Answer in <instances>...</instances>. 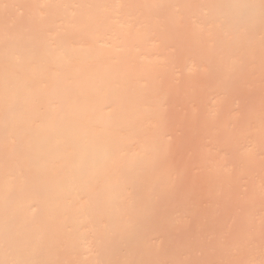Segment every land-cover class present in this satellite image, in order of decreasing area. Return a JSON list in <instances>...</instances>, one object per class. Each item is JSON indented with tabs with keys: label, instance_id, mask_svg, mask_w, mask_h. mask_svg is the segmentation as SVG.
Masks as SVG:
<instances>
[{
	"label": "rangeland",
	"instance_id": "1",
	"mask_svg": "<svg viewBox=\"0 0 264 264\" xmlns=\"http://www.w3.org/2000/svg\"><path fill=\"white\" fill-rule=\"evenodd\" d=\"M167 2L0 0V147L7 148L0 178L17 184L15 201L28 218L38 203L50 208L43 226L39 218L17 231L20 242L3 259L99 264L105 224L124 234L121 223L133 216L122 200L158 184L168 194L160 178L172 174L181 175L177 196L150 209L161 228L143 233L150 262L264 264V27L254 43L227 50L220 35L214 52L211 28L225 25L209 8L205 28L194 31L202 20L192 15L180 35L187 39L170 47L148 28L155 17L139 10L165 18ZM166 17L159 23H171ZM175 17L177 27L182 10ZM153 144L166 158L161 174ZM106 147L112 156L101 160ZM39 175L42 193L22 194Z\"/></svg>",
	"mask_w": 264,
	"mask_h": 264
},
{
	"label": "bare ground",
	"instance_id": "2",
	"mask_svg": "<svg viewBox=\"0 0 264 264\" xmlns=\"http://www.w3.org/2000/svg\"><path fill=\"white\" fill-rule=\"evenodd\" d=\"M10 4H13L17 0H8ZM83 1V0H80ZM92 3H96L97 0H89ZM169 5L168 15L170 17L171 23L165 21V24L159 23V20H163V16L160 15L158 9H151L144 5L139 6V10L143 12L142 14L148 18L156 19V28L148 27L150 30L154 32L157 31L160 33V37L162 40H165V43H169L170 47L175 41H185L184 38H181V33L186 29L185 27L188 25L190 28L192 25L190 23V19L192 15L200 16L202 22H199L197 25H194V31L199 32L202 28H205L203 25L205 24L206 18L204 12L207 9L212 8L213 13L217 16V21L219 23L224 24L225 26L221 29H217L218 27L211 28L212 34L210 36L211 42V50L215 52L217 50V45L215 41L218 39V36L223 35L225 39L228 40L229 44L225 45V50L230 47H236L240 40L245 39L244 45L248 46L250 43L255 42V35L262 30L264 27V0H208L206 4L202 3L201 0H167ZM187 4H195L194 8L188 9L185 7ZM201 5V6H199ZM177 10H182V19L181 22L178 23L176 27L172 21L175 20V13ZM165 16L164 20L167 19ZM168 19V21H170ZM187 21V22H186ZM187 39V38H186ZM161 43V40H158ZM191 42L194 43L192 40ZM111 43V42H110ZM189 44V43H188ZM232 49V48H231ZM248 49V48H247ZM214 58V56H211ZM233 59H237V57H233ZM216 69L215 67L213 68ZM173 70V68H172ZM171 70V74H172ZM62 99H68V94L63 92L61 95ZM2 117L5 121L12 124V119L10 117L9 112H5ZM88 137V136H87ZM104 145L103 142H99ZM87 150H89V146H87ZM6 147H0V155L7 156ZM5 153H2V152ZM83 152H79L74 157L76 159H80L84 157ZM113 151L109 148H103L99 153V159L101 160H109L112 156ZM152 157L151 161L153 163V169L161 174L164 171V168L167 166L166 158L160 152L159 146L157 144H153L152 148ZM126 162H121V168L124 170L127 169L129 165V161L125 159ZM93 165L90 161L86 164V166ZM9 163H7V167H9ZM43 169L46 171H50V169H56V167H51L48 164L44 163ZM172 173V167H171ZM170 177H161V182L165 183L166 181L170 184V190L168 194H163L161 190L156 185V190L151 194L145 195L142 192H137L131 198H124L122 203L128 204L131 208L130 210L133 213L132 217H129V222L126 223L124 221L121 223L123 229H125L124 234H120V232H116L114 229L117 227V223L112 221H108L105 224L106 233L104 236H107L105 240L107 242V246L102 249L100 252V258L98 259L99 264H155L154 262H150L145 255L143 244V233L147 226H152L154 229H160L161 224L158 218L155 219L151 215L150 209L159 208L161 202L166 196L167 199L171 202V199L177 196V192H175L177 183L176 180L181 178V175L177 178ZM32 182L30 184H26L24 186V191L22 194L27 195L30 189L35 188L38 191V194L42 192L40 189L42 188V182L45 177L43 175L30 177ZM158 181V183H161ZM64 185V184H63ZM17 187V184L13 181L8 180V178H0V264H20L21 258L19 256L13 257V259H3V251L11 250L15 245H17L21 239L17 236V231L23 230L31 225L37 223V220L40 218L43 224L47 223L48 215L50 208L49 206H45L43 204H37V211L33 213L32 218H28L31 215V212L25 211L23 208H20L18 202L15 201V194L13 193V189ZM28 189V191H27ZM37 193V192H36ZM17 205L15 209L13 206ZM60 206V205H59ZM27 213V214H26ZM133 222V223H132ZM140 245V246H139ZM135 252V253H134ZM134 253V254H133ZM133 255L135 257H133ZM171 257V256H170ZM133 259V261H131ZM137 259V260H135ZM257 264L259 263V259H256ZM163 264H171V259H166Z\"/></svg>",
	"mask_w": 264,
	"mask_h": 264
}]
</instances>
